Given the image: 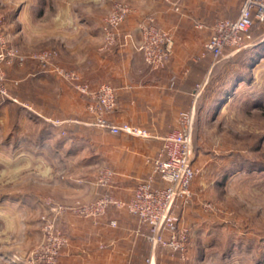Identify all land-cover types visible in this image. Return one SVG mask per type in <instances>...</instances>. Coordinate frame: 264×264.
Masks as SVG:
<instances>
[{"label": "rangeland", "instance_id": "1", "mask_svg": "<svg viewBox=\"0 0 264 264\" xmlns=\"http://www.w3.org/2000/svg\"><path fill=\"white\" fill-rule=\"evenodd\" d=\"M132 1L0 0V50L4 46H16L26 57L22 64L14 60L1 65L9 97L0 95V264H18L20 259H27L48 247L45 238L50 227L51 234L61 232L68 238L61 225V217L67 213L79 215L65 211V208H91L98 199L107 195L113 197L110 187L125 174L116 168V162L128 158L126 150L144 148V143L137 138L145 136L134 134L133 130H145L128 122H111L108 119V115L117 109L115 89L108 83L91 88L77 71L64 66L60 60V38L67 30L70 31V25L78 22H99L102 51L110 52L123 45L122 27L136 10ZM148 1L177 6L179 0ZM228 1L227 17H230L238 0ZM117 5H125L128 11L118 26L113 27L109 24L112 17L115 14L116 18L122 16ZM21 10L22 17L16 20ZM150 26L159 28L154 14L148 15L141 23L142 40L138 50L148 66L161 69L170 61L174 43L165 64L157 67V53L160 52L153 46L155 38L145 40L142 30ZM250 31L252 43L248 48L237 53L228 48V53L235 54L228 59H225L226 49L225 57L221 59L223 64L218 65L212 60V78L193 114L190 112V124L182 123L183 115L189 114L183 113L179 126L171 131L189 128L195 178L190 195L177 201L187 202V207L191 208L190 217L195 219L193 221L186 216L185 226H181L179 217L174 216L180 230L187 233L186 248L194 250L195 264H264V22L255 23ZM259 43L262 44L259 53L263 57L251 69V80L235 81L234 75L243 67L239 54ZM163 45V50H166L167 44ZM143 47L147 48L150 61L154 63L146 62L141 50ZM46 50L58 53V58L51 60L49 67H43L38 59L32 57ZM249 53L259 54L257 50ZM28 63H36L43 73L59 77L83 97V121H51L42 115L37 122L32 119L26 132L15 126L17 115L4 110L2 101L18 105L20 100L15 93L19 85L15 75H18L19 67ZM55 66L77 76L78 83L86 86L88 93L82 94L76 88L77 81L62 77L53 70ZM225 80L232 93L223 105L213 107V100ZM102 87H110L114 92V107L102 115L109 127H102L97 112L93 111L96 102L92 97ZM29 109L32 112V108ZM111 127L120 130L113 133ZM144 142L150 150L151 141ZM160 142L162 146L155 152L162 149L164 139ZM154 153L143 158L147 169L145 178L152 172V161L158 154L154 157ZM90 181L104 190L95 201H63L65 196H74L77 188ZM114 199L122 202L115 195ZM184 255H187V250Z\"/></svg>", "mask_w": 264, "mask_h": 264}, {"label": "crops", "instance_id": "2", "mask_svg": "<svg viewBox=\"0 0 264 264\" xmlns=\"http://www.w3.org/2000/svg\"><path fill=\"white\" fill-rule=\"evenodd\" d=\"M132 2L136 10L122 27L124 44L114 50H101L97 21L70 25V31L60 38L61 64L77 71L91 88L108 83L115 89L117 109L108 115L109 121L128 122L148 134L137 138L144 143V148L126 150L128 158L115 164L125 174L113 182L109 192L123 203L132 198L138 182L146 177L144 156L162 146L160 141L179 126L183 113L193 114L210 82L214 64L211 56H203V49L215 20L236 19L241 7L238 0L237 7L227 17L228 0H179L177 6L148 0ZM22 13L23 10L16 20ZM151 14L156 16L158 27L172 36L174 43L170 61L161 69L148 66L138 50L142 40L141 23ZM259 44L255 46L257 51L262 47ZM234 55L227 49L224 57ZM17 74L19 88L14 96L22 102L15 105L3 100L2 106L17 115L15 126L21 132L28 130L32 119L37 122L42 115L51 121L84 120L85 100L68 83L43 73L36 63L19 67ZM56 137H59L57 133ZM144 140L151 141L150 150ZM102 192L100 186L90 181L77 188L74 196H65L63 201H95ZM190 210L185 201L175 203L173 214L179 217L181 226H185L186 216L194 221ZM61 225L67 233L68 244L60 255L59 264H195L191 247L184 255L153 247L138 235V219L126 207L110 206L102 216L93 219L67 213L62 215Z\"/></svg>", "mask_w": 264, "mask_h": 264}, {"label": "built area", "instance_id": "3", "mask_svg": "<svg viewBox=\"0 0 264 264\" xmlns=\"http://www.w3.org/2000/svg\"><path fill=\"white\" fill-rule=\"evenodd\" d=\"M117 6V11L122 16L116 18L115 14L112 17L109 24L113 27L118 26L128 11L125 5ZM257 22H264V0H241L240 13L236 19L221 18L215 22L212 35L204 44L203 56H211L214 63H218L223 58L226 49L230 48L235 51L234 53H237L248 48L252 43L250 30ZM142 30L146 35L145 40L155 38V45L153 46L160 52L157 53L159 61L155 65L159 67V65L165 64L169 53H171L172 36L155 26ZM165 43L168 47L164 51L163 44ZM141 50L144 52L146 62L154 63L150 61L151 57L147 53V48L143 47ZM32 57L38 59L43 67H49L51 60L58 58V53L46 50ZM14 60L22 64L26 57L22 55L19 47L4 46L0 50V95L3 97L9 96L1 65ZM53 70L71 82L77 81L76 88L82 94L88 93V88L78 83L77 76L69 74L65 69L58 66H55ZM92 99L95 100L96 105L94 106L95 109L91 108L97 112L100 125L109 127L102 115L115 105L113 90L110 87H102ZM191 120L192 115L185 114L181 121L183 124L189 125ZM187 128L175 130L166 136L162 149L152 161L151 174L137 185L129 202H117L113 197L107 195L95 201L91 208L81 206L76 209L65 208V211H72V213L74 212L84 218H98L110 206L126 207L128 212L138 219V235L144 237L153 247H163L181 253L186 252L187 233L180 230L178 220L173 214V208L178 198L190 195L195 178V170L191 164L192 149L189 142V128ZM119 130L117 127H111L113 133H118ZM126 130L129 131L130 128L126 127ZM133 131L134 134L147 136L146 131L137 129ZM45 239L48 247H44L42 251L32 254L29 258L26 257L27 259H20L18 264H59L60 255L67 245L68 238L61 232L51 234L50 227Z\"/></svg>", "mask_w": 264, "mask_h": 264}, {"label": "trees", "instance_id": "4", "mask_svg": "<svg viewBox=\"0 0 264 264\" xmlns=\"http://www.w3.org/2000/svg\"><path fill=\"white\" fill-rule=\"evenodd\" d=\"M251 32V31H250ZM256 47L253 46V48H250L248 50H246L245 52H242V54H239L240 57H242V66L241 69H239L236 73V75H234V80L235 81H250L251 80V69L258 63L259 59L263 56L262 53H259L260 51H258V55H252L249 52L250 51H255ZM223 61L220 60L218 62V65L221 64ZM227 63V62H226ZM223 64V63H222ZM234 73V74H235ZM232 78V76H230ZM230 79V78H229ZM222 87L221 90L219 89L220 93H218L217 97L213 100L214 104L213 107H219L221 105H223L225 102H227V99H229L230 97V93H232L230 91L229 88H227V81H222ZM218 91V90H217Z\"/></svg>", "mask_w": 264, "mask_h": 264}, {"label": "bare ground", "instance_id": "5", "mask_svg": "<svg viewBox=\"0 0 264 264\" xmlns=\"http://www.w3.org/2000/svg\"><path fill=\"white\" fill-rule=\"evenodd\" d=\"M226 105V104H225ZM224 107V106H223Z\"/></svg>", "mask_w": 264, "mask_h": 264}, {"label": "water", "instance_id": "6", "mask_svg": "<svg viewBox=\"0 0 264 264\" xmlns=\"http://www.w3.org/2000/svg\"><path fill=\"white\" fill-rule=\"evenodd\" d=\"M191 161H192V159H191Z\"/></svg>", "mask_w": 264, "mask_h": 264}]
</instances>
